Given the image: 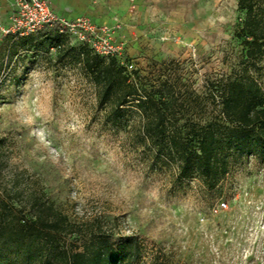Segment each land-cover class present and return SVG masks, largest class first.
Returning <instances> with one entry per match:
<instances>
[{"label":"rangeland","instance_id":"rangeland-1","mask_svg":"<svg viewBox=\"0 0 264 264\" xmlns=\"http://www.w3.org/2000/svg\"><path fill=\"white\" fill-rule=\"evenodd\" d=\"M237 2L80 5L96 7L101 24L90 11L85 18L108 28L118 48L109 58L130 79L141 76L147 91L167 80L175 109L186 119H205L212 110L210 82L244 70ZM259 4L264 19V0ZM1 29L2 213L23 218L41 202L72 227L59 250H45L42 261L11 246L0 248V264H66L65 255L90 252L100 242L115 250L131 242L119 264H264V157L244 155L233 162L216 191L197 178L180 179L174 165L141 143L138 118L130 110L121 114L120 125L111 123L71 49L83 43L65 34L60 47L51 48L45 41L51 28L23 38ZM249 72L264 90V58ZM220 204L226 207L218 210Z\"/></svg>","mask_w":264,"mask_h":264},{"label":"trees","instance_id":"trees-1","mask_svg":"<svg viewBox=\"0 0 264 264\" xmlns=\"http://www.w3.org/2000/svg\"><path fill=\"white\" fill-rule=\"evenodd\" d=\"M259 3L237 2L243 13L239 33L244 70L210 82L207 96L212 110L205 119H186L175 109L176 94L167 80L147 91L141 76L130 79L113 58L100 57L86 45L71 48L97 88L99 106L107 110L111 123L120 125L121 114L130 110L138 118L141 143L174 165L180 179L197 178L210 191L221 187L233 162L242 156L264 157V90L249 72L264 58V19ZM52 30L45 41L51 48L60 47L65 36ZM2 202L0 248L18 246L29 259L38 261L45 257V250H59L62 236L72 226L52 205L35 202L33 214L14 218L11 213L4 217ZM121 245L115 250L108 242H100L95 248L92 245L90 252H71L65 255L66 264H119L125 246L133 248L131 242Z\"/></svg>","mask_w":264,"mask_h":264},{"label":"built area","instance_id":"built-area-1","mask_svg":"<svg viewBox=\"0 0 264 264\" xmlns=\"http://www.w3.org/2000/svg\"><path fill=\"white\" fill-rule=\"evenodd\" d=\"M46 27L76 38L100 57H113L118 52L112 38L107 35L106 26L92 25L83 17L73 21L62 18L51 10L47 0H12L10 25L1 31L5 35L23 38ZM221 207L225 208L226 205L220 204L218 210H222Z\"/></svg>","mask_w":264,"mask_h":264},{"label":"crops","instance_id":"crops-1","mask_svg":"<svg viewBox=\"0 0 264 264\" xmlns=\"http://www.w3.org/2000/svg\"><path fill=\"white\" fill-rule=\"evenodd\" d=\"M51 10L58 16L67 20H75L77 18H85V16H93L98 24L102 21L96 12V7H90L88 4L86 7L80 5L84 0H47ZM11 3L12 0H0V28H6L10 24L11 16ZM81 6V7H79ZM87 8V9H86ZM89 9V10H88ZM85 11H90L87 15ZM101 24V23H100Z\"/></svg>","mask_w":264,"mask_h":264}]
</instances>
